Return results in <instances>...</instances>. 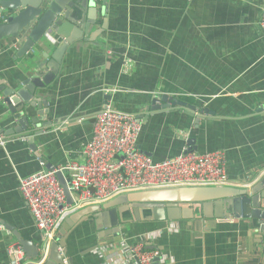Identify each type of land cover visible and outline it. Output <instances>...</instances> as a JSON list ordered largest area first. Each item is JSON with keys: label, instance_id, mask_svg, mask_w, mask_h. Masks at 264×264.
Wrapping results in <instances>:
<instances>
[{"label": "crops", "instance_id": "obj_1", "mask_svg": "<svg viewBox=\"0 0 264 264\" xmlns=\"http://www.w3.org/2000/svg\"><path fill=\"white\" fill-rule=\"evenodd\" d=\"M106 2L103 15V0H96L97 22L87 35L92 40L80 41L65 55L52 86L54 124L36 137V152L29 134L5 135L3 130L18 123L3 122L0 100V135L5 136L0 144V264L8 261L7 247L19 242L17 236L40 250L24 264L47 260L44 232L35 224L20 179L50 170L47 166L84 162L95 117L107 105L142 119L138 144L154 160L178 155L194 138L197 151L226 153L229 186H250L264 177V0ZM50 35L21 59L16 58L21 38L0 40V88L13 81L28 56L42 63L51 59L55 47L50 41L58 43L59 37ZM164 94L186 104L164 107ZM145 233L157 235L148 246L168 253L171 264H264V233L233 217L134 221L104 239L89 218L69 235L61 264H105L117 250L114 244L136 242Z\"/></svg>", "mask_w": 264, "mask_h": 264}, {"label": "water", "instance_id": "obj_2", "mask_svg": "<svg viewBox=\"0 0 264 264\" xmlns=\"http://www.w3.org/2000/svg\"><path fill=\"white\" fill-rule=\"evenodd\" d=\"M103 3L102 14L106 15V0ZM0 5L11 11L8 21L0 23V40L21 38L17 59L24 58L30 51L34 53L36 45L44 41L47 31L59 37L58 43L56 40L50 41L55 47L50 60L42 63L33 57L28 59V56L13 81L0 88V100L5 106L3 122L16 120L18 123L3 130L5 135L29 134V142L36 152V137L44 135L43 127L54 124L51 115L55 110V91L52 86L62 71L65 55L69 48L80 41L92 40L87 35L97 22L98 7L96 0H0ZM46 58H49L47 53ZM161 101L164 107L186 104L168 94L162 95ZM207 111L201 110V114ZM194 141V138L188 140L190 150H196V147L193 149ZM47 168L52 170L54 167ZM57 176L69 204H72L73 198L64 173L58 172ZM224 217L243 219L251 229L257 228L264 233V177L250 186L146 190L119 195L103 204L86 206L72 213L62 223L43 264L63 263L69 235L89 218L94 220L99 236L104 239L119 235L123 227L134 221H179L192 218L222 220ZM17 238L27 257H39L40 250L32 241L20 236ZM148 248L153 249L154 245Z\"/></svg>", "mask_w": 264, "mask_h": 264}, {"label": "built area", "instance_id": "obj_3", "mask_svg": "<svg viewBox=\"0 0 264 264\" xmlns=\"http://www.w3.org/2000/svg\"><path fill=\"white\" fill-rule=\"evenodd\" d=\"M9 16L0 6V23ZM264 31V8L261 13ZM45 37L51 38L50 32ZM142 119L132 113L107 105L97 113L94 134L84 148V162L71 161L52 170H40L20 179V190L44 232L46 259L57 233L68 216L90 205L106 203L132 192L182 187H222L232 182L227 176V156L223 150L200 152L186 146L178 155L154 160L139 147ZM27 140V137L24 138ZM5 136L0 135V144ZM63 172L73 198L69 204L65 189L57 176ZM0 228H4L0 225ZM157 239L145 233L136 242H123L106 258L105 264H171L168 253L148 248ZM5 264H24L26 252L20 242L7 247ZM156 258L158 261H156ZM170 261V262H169Z\"/></svg>", "mask_w": 264, "mask_h": 264}]
</instances>
